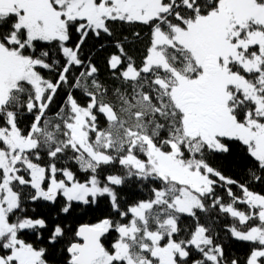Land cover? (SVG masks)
Segmentation results:
<instances>
[{
    "label": "snow or ice",
    "instance_id": "6c2138e0",
    "mask_svg": "<svg viewBox=\"0 0 264 264\" xmlns=\"http://www.w3.org/2000/svg\"><path fill=\"white\" fill-rule=\"evenodd\" d=\"M110 22L148 29L139 63ZM106 38L103 80L85 53ZM232 141L264 173V0H0V264H49L23 237L55 249L68 232L64 264H240L210 209L252 245L244 264H264V194L209 163ZM126 184L144 198L121 200ZM105 197L107 215L67 223Z\"/></svg>",
    "mask_w": 264,
    "mask_h": 264
},
{
    "label": "trees",
    "instance_id": "16d2710c",
    "mask_svg": "<svg viewBox=\"0 0 264 264\" xmlns=\"http://www.w3.org/2000/svg\"><path fill=\"white\" fill-rule=\"evenodd\" d=\"M110 27L113 31V36L117 39H123L127 37L129 42L128 51L129 54L136 60L137 63L143 56L144 48L148 40V29L140 25H126L120 22H110ZM134 32H140L141 39L137 40L133 37ZM112 38H106L104 41H93L88 45L86 55L90 56L93 63L100 69V77L103 80H107L109 77V71L106 68V59L110 54L114 53L116 50L111 46ZM93 44L95 46H93ZM101 44L104 46L101 47ZM53 50H55L53 48ZM63 98V93L55 99L52 105L53 112L56 111L59 104ZM27 123V121H26ZM230 152L227 154H216L213 155L209 163L219 170L225 177H229L238 181L241 184H247V186L255 193L264 194V179L257 182L255 181L249 173V169L256 172L257 175L264 177V173L260 172L258 166L253 158H251L245 151L244 146L238 141L229 142ZM70 166L73 171H77L75 165L65 164V162H58L57 167ZM119 171V170H117ZM77 178L84 180L86 177L77 171ZM215 179V178H214ZM232 191L237 195L241 196L242 193L235 186L232 185ZM118 196L121 200H125L129 203L136 199L144 198L143 193L138 187H133L131 184H126L123 187L117 188ZM216 193L224 197V202L228 203L229 198L225 193L223 187H217ZM108 199L101 198L98 201V205L94 206L92 210H80L78 209L75 216L70 218L67 223L71 225L72 229L75 230L79 225L86 223H94L98 218H102L110 212L108 206ZM31 211L32 208H36L37 212H44L50 214L53 218L55 217V212L51 211L49 208H39L35 204L26 205ZM236 207L240 210L247 211V206L242 204H237ZM208 215L212 218L214 223L211 225L216 234V243L224 245L225 258L231 260L233 258L238 259L240 264H244L246 258L250 254L252 245L249 242H242L234 237H231L228 233V228L233 224V220L230 216L219 212L218 209H210ZM55 222H60L56 220ZM185 224L191 225V220H185ZM238 228L243 229L245 226L236 224ZM43 236H47V232L42 233ZM116 237V233L112 232L105 239V246H109V241H113ZM27 242L33 243L37 247L49 248V251H55L58 259L49 258V264H64L67 259V254L63 250L66 248L69 241L74 240L73 232H68L63 243L56 246L55 249L47 243L46 239L37 240L35 234L29 233L23 237Z\"/></svg>",
    "mask_w": 264,
    "mask_h": 264
}]
</instances>
